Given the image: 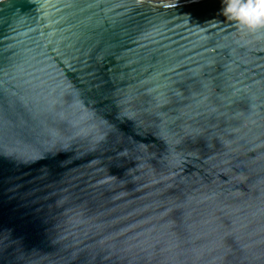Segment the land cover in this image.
<instances>
[{
	"label": "water",
	"instance_id": "1",
	"mask_svg": "<svg viewBox=\"0 0 264 264\" xmlns=\"http://www.w3.org/2000/svg\"><path fill=\"white\" fill-rule=\"evenodd\" d=\"M223 0H0V264H264V34Z\"/></svg>",
	"mask_w": 264,
	"mask_h": 264
},
{
	"label": "clouds",
	"instance_id": "2",
	"mask_svg": "<svg viewBox=\"0 0 264 264\" xmlns=\"http://www.w3.org/2000/svg\"><path fill=\"white\" fill-rule=\"evenodd\" d=\"M222 13L242 31L264 34V0H223Z\"/></svg>",
	"mask_w": 264,
	"mask_h": 264
}]
</instances>
